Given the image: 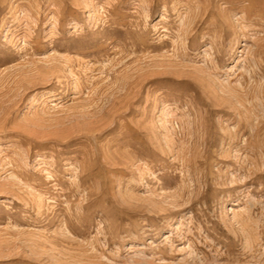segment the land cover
<instances>
[{
	"label": "rangeland",
	"instance_id": "1",
	"mask_svg": "<svg viewBox=\"0 0 264 264\" xmlns=\"http://www.w3.org/2000/svg\"><path fill=\"white\" fill-rule=\"evenodd\" d=\"M0 264H264V0H0Z\"/></svg>",
	"mask_w": 264,
	"mask_h": 264
}]
</instances>
